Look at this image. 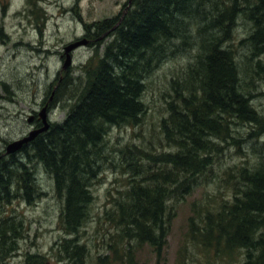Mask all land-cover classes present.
Masks as SVG:
<instances>
[{
  "label": "trees",
  "instance_id": "obj_1",
  "mask_svg": "<svg viewBox=\"0 0 264 264\" xmlns=\"http://www.w3.org/2000/svg\"><path fill=\"white\" fill-rule=\"evenodd\" d=\"M239 19L248 29L236 44ZM83 28L107 30L109 39L95 42L79 74L65 68L55 79L53 97L62 99L64 116L0 156V264H12L21 237L19 218L4 206L42 196L38 166L61 203L63 236L52 251L62 262L85 264L91 255L80 233L91 217L92 188L108 171L116 176L94 214L106 226L95 264H138L134 250L143 244L155 264H164L173 204L202 176L224 182L227 194L190 202L173 264H264V111L254 105L264 81V0H130L121 15ZM185 53L186 64L165 74L163 115L148 138L139 133L137 142L110 146V130L143 123L147 76L168 56ZM246 145L245 152L257 153L250 165L244 158L218 164L225 150L242 153Z\"/></svg>",
  "mask_w": 264,
  "mask_h": 264
},
{
  "label": "rangeland",
  "instance_id": "obj_2",
  "mask_svg": "<svg viewBox=\"0 0 264 264\" xmlns=\"http://www.w3.org/2000/svg\"><path fill=\"white\" fill-rule=\"evenodd\" d=\"M35 1L0 0V156L9 153L6 152V146L14 140L27 136L30 131L39 129L48 122L62 119L66 110L58 102L62 99L55 100L53 97L55 79L62 76L65 68L71 71L72 76L79 74V67L92 55L95 42L109 39L107 30L98 29L96 32V29H92L86 32L84 24H90V28L97 27L101 21L121 15L130 5V0H37L34 6L31 2ZM247 29L248 24H243L239 19L233 36L236 44L245 37ZM73 42H79L80 45L67 53L69 63L63 67L66 62L64 48ZM164 45L167 50L168 44ZM186 60L187 53L168 56L156 71L153 70L147 76V87L143 94L147 111L143 123L135 128L110 130V146L115 141L119 144L137 142L139 133L148 138L147 133L152 128L150 126L156 125L163 115L161 95L166 87L165 74L168 76L172 71H177L186 64ZM257 86L261 95L254 105L264 111V81L257 83ZM37 120L40 126L36 125ZM261 138L264 140V136ZM246 148L247 145L243 146L242 153H237L236 148L225 150L219 155L218 164L225 167L246 159L247 165H250L253 161L251 157L256 158L257 153L245 152ZM243 153H248L250 158L246 154L243 157ZM34 176L37 187L43 191L42 196L29 204L17 198L4 206L7 215L20 220L21 237L18 236L17 248L9 261L12 264H67L60 261L52 251L54 244L63 236L57 224L60 200L53 196L50 177L40 166L35 170ZM103 176L92 188L94 198L91 217L80 233L91 253L85 264H95L94 255L102 244L101 236L106 227L95 223L94 214L102 212L107 203V189L111 187L116 175L104 171ZM202 177L189 195L173 204L174 215L162 249L164 264H173L185 230L186 218L190 213V202L205 194L219 193L222 197L227 194L224 182H220L215 176L209 181ZM134 254L138 264L156 262L154 252L145 244L137 247ZM110 264L123 263L114 261Z\"/></svg>",
  "mask_w": 264,
  "mask_h": 264
},
{
  "label": "water",
  "instance_id": "obj_3",
  "mask_svg": "<svg viewBox=\"0 0 264 264\" xmlns=\"http://www.w3.org/2000/svg\"><path fill=\"white\" fill-rule=\"evenodd\" d=\"M81 43H83V42H81ZM78 45H80L79 42H73L64 48V51L66 53V62L64 63L63 67L69 63V56H68L69 54H67V53H70V51L72 49H74L75 47H77ZM42 115H43V112H42ZM46 127H47V123L39 129H34V130L30 131V133L27 136L22 137L21 139H18V140H14L13 142H11L9 145L6 146V152H12V151L18 149L22 143L31 139L37 132L44 130Z\"/></svg>",
  "mask_w": 264,
  "mask_h": 264
},
{
  "label": "bare ground",
  "instance_id": "obj_4",
  "mask_svg": "<svg viewBox=\"0 0 264 264\" xmlns=\"http://www.w3.org/2000/svg\"><path fill=\"white\" fill-rule=\"evenodd\" d=\"M85 41V40H84ZM39 135V134H38ZM32 141V140H31ZM29 144V143H28Z\"/></svg>",
  "mask_w": 264,
  "mask_h": 264
}]
</instances>
